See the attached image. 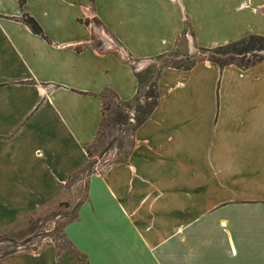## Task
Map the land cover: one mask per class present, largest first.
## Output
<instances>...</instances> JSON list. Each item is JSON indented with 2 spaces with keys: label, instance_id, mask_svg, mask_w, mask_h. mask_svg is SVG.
<instances>
[{
  "label": "crops",
  "instance_id": "0c3cea01",
  "mask_svg": "<svg viewBox=\"0 0 264 264\" xmlns=\"http://www.w3.org/2000/svg\"><path fill=\"white\" fill-rule=\"evenodd\" d=\"M23 1L0 0V236L64 202L73 217L62 233L78 255L47 244L0 264H264V61L163 68L126 162L95 170L83 198L67 189L89 163L100 94H137L114 44L141 62L186 34L199 49L264 37V0ZM92 16L113 49L91 44L80 20Z\"/></svg>",
  "mask_w": 264,
  "mask_h": 264
},
{
  "label": "rangeland",
  "instance_id": "374dc122",
  "mask_svg": "<svg viewBox=\"0 0 264 264\" xmlns=\"http://www.w3.org/2000/svg\"><path fill=\"white\" fill-rule=\"evenodd\" d=\"M92 18L94 17L92 16L91 18L86 19L92 20ZM86 26L92 27L95 31L91 44L97 49H103L105 43L103 44L102 42L104 38L102 37L101 30H99L100 25L98 23L95 24L94 22H90L89 25ZM44 37L46 38V41L50 42L46 36ZM106 39L110 41V38L107 37V35ZM111 43L112 42H110V44ZM112 47L113 44L107 45L108 49H113ZM113 51H116L124 62L130 63L136 71L140 70L142 66H147L149 70L151 69V71L154 72H157L164 65L187 67L191 62H196L206 57V55L202 54L199 48L193 45L188 34H186V37H182L179 40L174 52L165 54L166 56L160 59L153 58L146 61L135 62L131 60L124 51H121L120 46L117 44H114ZM102 99L104 105L103 124L100 128L97 140L88 149L92 157L97 160L96 169H94V171L96 170L101 173L112 166L109 164L116 161L117 156L121 158L127 152L133 134L132 130L129 128L121 126L120 123L116 124L113 121L115 119V114L112 112V109L115 107V100L112 95L109 92H105L102 95ZM124 115H126L128 123L131 122L130 124H134V119L137 115L135 111L130 110ZM101 150H104L105 153L103 151L102 153ZM80 178H82L81 183L77 184V181L75 180L71 185V187L74 188L72 189V192L74 191L72 194L76 198H83L84 194L86 179L83 178V176ZM69 191L70 189L68 192ZM72 214L73 207L68 203L61 202L58 205L50 206L36 214L35 217L30 219L28 227L25 230L23 229L10 235L0 236V260L25 251L38 250L45 247L47 244H54L58 247L68 249V242L64 238L62 228L67 221L72 219Z\"/></svg>",
  "mask_w": 264,
  "mask_h": 264
},
{
  "label": "trees",
  "instance_id": "16d2710c",
  "mask_svg": "<svg viewBox=\"0 0 264 264\" xmlns=\"http://www.w3.org/2000/svg\"><path fill=\"white\" fill-rule=\"evenodd\" d=\"M89 1L90 3L93 2V0H89ZM23 5H24V1L19 0V6L22 8ZM19 21H21L26 26H28V28L34 35L46 39L42 33L41 27L30 15L26 13H22ZM80 22L85 25H89L90 22H94L95 24L98 23L95 18H92V20L91 19L80 20ZM200 50L203 55H206V57L198 61H208L216 64L220 68H223L228 65H233L241 70H246L256 65L257 63L264 61V37L250 34L241 38L240 40L225 45L217 46L212 49H200ZM164 56L166 55H160L157 56L156 58L160 59ZM194 64L195 62H191L187 67L164 65L157 72L151 71V69L149 70L147 66L137 71L134 68V72H135L134 76L137 82V94L136 97L129 102H124L119 100L118 97L112 91L109 90L105 91V92H109L115 100V104H114L115 107L114 109H112V112H114L115 114V119L113 121L116 124L120 123L121 126H125L129 128L133 132L132 141L130 142V146L127 152L121 158L117 156L116 161L111 162L109 165L126 162L128 155L130 154V151L133 146L134 131L136 130L137 127H139L142 123H144V121H146V119L150 116L152 111L158 105L160 99V92L158 90L157 81L161 70L163 68L189 70ZM105 92L100 94V98L102 100V118L98 126L97 133L92 145L97 140V136L99 135L100 128L102 127L103 124L104 105H103L102 95ZM130 110H133L137 113L134 119V124H130L131 122L128 123V119L126 118V115H124L127 114V112ZM88 149L89 147L86 149V153L89 158L88 165L86 166V168L76 173L67 182V189L70 188V186L75 180L81 181L82 180V178H80L81 176L87 179L92 173L95 172L94 169L96 167L97 160L92 157ZM102 151L105 153L104 150H101V152ZM68 246H69L68 249L72 253L78 255V253L74 249H72V247L69 244Z\"/></svg>",
  "mask_w": 264,
  "mask_h": 264
},
{
  "label": "built area",
  "instance_id": "2783aa9c",
  "mask_svg": "<svg viewBox=\"0 0 264 264\" xmlns=\"http://www.w3.org/2000/svg\"><path fill=\"white\" fill-rule=\"evenodd\" d=\"M41 249V248H40ZM40 249H38V250H31V251H28V252H33V253H36V252H38Z\"/></svg>",
  "mask_w": 264,
  "mask_h": 264
}]
</instances>
